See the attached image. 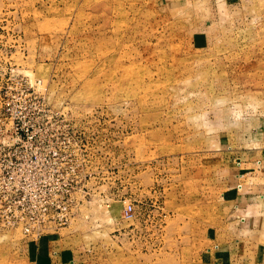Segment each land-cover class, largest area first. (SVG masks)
<instances>
[{"label": "rangeland", "instance_id": "rangeland-1", "mask_svg": "<svg viewBox=\"0 0 264 264\" xmlns=\"http://www.w3.org/2000/svg\"><path fill=\"white\" fill-rule=\"evenodd\" d=\"M0 167L78 169L0 264H264V0H0Z\"/></svg>", "mask_w": 264, "mask_h": 264}, {"label": "built area", "instance_id": "built-area-1", "mask_svg": "<svg viewBox=\"0 0 264 264\" xmlns=\"http://www.w3.org/2000/svg\"><path fill=\"white\" fill-rule=\"evenodd\" d=\"M77 167H0V225L19 227L24 233H55L78 181ZM61 187V193L55 192ZM69 197V198H67ZM132 204L124 207L132 215Z\"/></svg>", "mask_w": 264, "mask_h": 264}, {"label": "crops", "instance_id": "crops-1", "mask_svg": "<svg viewBox=\"0 0 264 264\" xmlns=\"http://www.w3.org/2000/svg\"><path fill=\"white\" fill-rule=\"evenodd\" d=\"M49 237H55V235H45L43 237H41L38 240L35 241H30V243H28V249L33 250V251H54V250H58L57 248V244L52 243V241H49L48 239H50Z\"/></svg>", "mask_w": 264, "mask_h": 264}]
</instances>
